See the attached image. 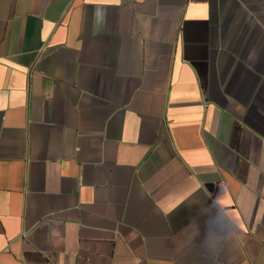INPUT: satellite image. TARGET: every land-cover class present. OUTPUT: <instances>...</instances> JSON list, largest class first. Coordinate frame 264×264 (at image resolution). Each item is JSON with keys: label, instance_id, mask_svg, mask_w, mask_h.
Segmentation results:
<instances>
[{"label": "crops", "instance_id": "crops-1", "mask_svg": "<svg viewBox=\"0 0 264 264\" xmlns=\"http://www.w3.org/2000/svg\"><path fill=\"white\" fill-rule=\"evenodd\" d=\"M0 264H264V0H0Z\"/></svg>", "mask_w": 264, "mask_h": 264}]
</instances>
